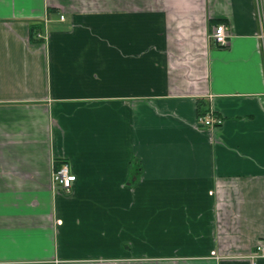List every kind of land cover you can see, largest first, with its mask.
<instances>
[{
    "label": "crops",
    "instance_id": "1",
    "mask_svg": "<svg viewBox=\"0 0 264 264\" xmlns=\"http://www.w3.org/2000/svg\"><path fill=\"white\" fill-rule=\"evenodd\" d=\"M262 33L264 0H0V264H264Z\"/></svg>",
    "mask_w": 264,
    "mask_h": 264
},
{
    "label": "built area",
    "instance_id": "2",
    "mask_svg": "<svg viewBox=\"0 0 264 264\" xmlns=\"http://www.w3.org/2000/svg\"><path fill=\"white\" fill-rule=\"evenodd\" d=\"M61 19L63 20L64 17H61ZM37 37L42 38V35L38 34ZM229 38L230 35L225 25L219 24L215 26L212 40L217 46H226L228 44ZM262 39H264V33H262ZM223 122V119L215 117L212 113H210L208 116L200 117L199 119L200 125L207 128L220 127ZM53 178L55 184L65 192H70L74 182L76 181V175L71 172L70 166L66 162H63L59 167L56 168Z\"/></svg>",
    "mask_w": 264,
    "mask_h": 264
}]
</instances>
